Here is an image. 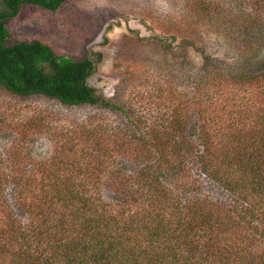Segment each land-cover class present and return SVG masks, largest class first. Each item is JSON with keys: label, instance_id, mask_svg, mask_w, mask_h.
Here are the masks:
<instances>
[{"label": "trees", "instance_id": "obj_1", "mask_svg": "<svg viewBox=\"0 0 264 264\" xmlns=\"http://www.w3.org/2000/svg\"><path fill=\"white\" fill-rule=\"evenodd\" d=\"M62 2L0 0V88L111 108L87 82L89 56L57 55L39 40L6 43L4 22L23 4ZM214 67L193 92L213 83L211 101L247 90L225 105L234 120H216L222 113L208 101L191 122L179 99L147 136L79 127L36 171L6 167L15 152L0 154V264H264V108L251 93L262 76L238 73L246 79L237 85Z\"/></svg>", "mask_w": 264, "mask_h": 264}, {"label": "rangeland", "instance_id": "obj_2", "mask_svg": "<svg viewBox=\"0 0 264 264\" xmlns=\"http://www.w3.org/2000/svg\"><path fill=\"white\" fill-rule=\"evenodd\" d=\"M258 21L264 23V0H63L55 10L23 4L4 22L6 43L39 40L57 55L89 56L94 72L87 82L114 105L67 107L0 88V154L16 155L6 167L36 171L39 162L68 149L67 137L79 127L135 128L150 135L153 122L169 120L179 99L191 122L197 121L214 84L193 92L192 83L202 84L214 66L234 73L222 80L237 85L246 79L238 73L262 76L261 83L252 81L251 93L264 108V34L254 31L264 24ZM203 61L207 70L201 69ZM246 92L233 88L228 98L222 91L209 101L222 113L215 119L233 118L225 105Z\"/></svg>", "mask_w": 264, "mask_h": 264}]
</instances>
